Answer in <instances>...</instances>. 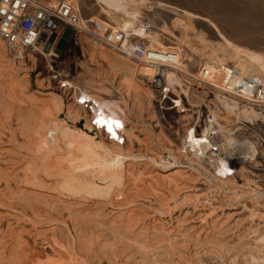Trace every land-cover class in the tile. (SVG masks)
Segmentation results:
<instances>
[{
  "label": "rangeland",
  "instance_id": "rangeland-1",
  "mask_svg": "<svg viewBox=\"0 0 264 264\" xmlns=\"http://www.w3.org/2000/svg\"><path fill=\"white\" fill-rule=\"evenodd\" d=\"M59 1L60 0H49V6L55 9ZM66 1L71 4V11L77 16L80 27L78 32L75 33L69 28L70 32L67 37L64 38L63 44L59 49L57 46L61 38H63V32L66 28L57 26V30H54L48 38L45 35L42 36L39 40V43L42 45L39 44L37 47H41L44 51H48L52 47L54 51L53 56L43 54L38 49H30L27 50L28 52L25 58L17 57V60H13L12 63L9 62L12 66L14 65L13 68H11L9 63L7 67H5L4 65L7 64L5 61L1 62L3 65L0 64V176L2 175L0 177V241L4 243H0V264H153V262L154 264H163L161 263L163 260L164 263L169 264H188L189 262V264H197V258H199V264H216L217 257L215 254L206 249H202L195 240L196 238L203 239L222 223L226 224L224 231L227 233H225L224 236L228 241L234 239L235 235L232 233V237L230 233L232 231L231 228H233L235 224L234 222H236L235 220L241 217L239 221L244 222L243 227L247 221L248 212L246 208L241 207V203L233 204L231 202H225L221 195L212 194L210 199L212 200L213 209H211V204L209 206V203L206 202L177 203L173 205V209L170 211L168 210V212L166 211L167 209L162 211L149 207L145 209L148 214L145 216L144 231H140V228H137L139 226L137 220L130 221L135 225L131 224L128 219H126L127 214L118 215L119 213L116 212L117 210H113L108 203L106 204V200L104 201L101 196L84 194L81 191L70 192L57 189L60 188L58 178H56L54 174L52 176L44 175L42 165L49 164V161L51 159L54 161V158H47L42 165L40 164L44 159H40V162L38 160L39 158H36L37 154L34 150L35 145H32L35 143V138L33 137L36 134L34 132L33 134L30 133V131L32 132L34 129H39V126L36 128L34 126L41 120L44 121V115L62 120L67 119L66 111L70 113L74 109L78 114L81 116L83 115L84 118L87 116V119L93 121L91 118L96 116V114L102 115V111L103 114L106 113L104 115L105 117L102 115L104 117L102 118L99 115V117H101L99 119H103V121L109 119L111 122L119 121V127H117L115 123L111 124L113 131L116 133L113 132V138H115V136L116 138L112 139V137H110L111 133L107 130L108 126H106V123H100V127L95 124V130L96 128L99 130H96V132H98L97 134L100 139L107 144H110V140H115L116 144L125 147L127 145L132 154L136 156L139 155V153L143 155L153 153V151L164 152L166 147L174 148L180 145L181 141L178 135L179 128L183 122H186V119L187 122L188 120L189 122L192 120L190 117L186 119L180 117L181 113L178 112V102H180L179 96L170 90H168L166 94L156 91V98H158V100L151 102L149 100L147 101V98L143 100L144 96L134 95L137 93H134L126 82L124 84L120 71L118 69L119 72L117 70L115 71L116 68L114 69V67L110 66L111 63L109 64V59L111 55H113V51H115L114 47L117 46V43L121 40L119 30L108 21L95 0ZM138 2L143 4V6L137 7L138 10L136 14H130L133 18H130V16L127 17L128 15L122 12H120V14L118 13V17L126 26L128 38L135 42L136 45L140 41H148V44L153 46L155 50L161 53L165 52L169 55L168 59L176 54L178 56V63L183 64L190 71L194 72L198 65L200 54L190 50L188 46L185 45H183L184 47L181 50V45L176 38V35L182 36L181 30L188 24L191 27H189L190 30L193 29V31L196 32L201 31L210 42L214 44L223 42L227 47L237 50L244 58L248 59L251 57L258 64L264 66V0H138ZM124 7L128 9L126 5ZM189 29L187 30V34H190L192 31ZM98 33H102L101 37H99ZM115 35H119V37L117 38ZM12 77H14V79H12ZM59 79L66 80L69 87L66 89L60 88L58 85ZM94 93H96V95L98 94L96 97L100 99L101 103L98 101V98L96 99ZM135 96L138 97V99H136ZM82 98L89 99L83 101L84 99L82 100ZM11 99H13V101ZM91 99H95L94 101L97 100L99 107H101V111L99 108L89 104V102L91 104L93 102ZM102 99L105 101H102ZM139 99H142V101ZM180 99L182 105L185 106L184 99L181 95ZM85 102H87V104ZM146 102H149V104H145ZM102 103H105L104 106L107 105L104 107L106 109L102 107ZM112 103H115L113 108H111ZM53 107L57 109V112L53 111ZM171 107L173 108L170 109ZM44 109L47 111V114L44 113ZM109 110L110 113H112L108 115ZM113 111H115V113ZM37 113L39 116H37ZM90 113L92 115H89ZM107 115L111 118H107ZM6 116L8 117L6 118ZM20 117L22 119H20ZM23 120H25V122ZM26 120L29 121L28 124ZM23 123L26 129L29 126V131L23 127ZM30 126L33 130L30 129ZM26 131L33 135V137L31 138V135L29 137ZM126 131L127 134H125ZM128 132L134 135L129 138ZM254 135L259 140L263 153L258 154V162L253 166L251 165L252 167H249L253 173H255V175H251L252 178L256 179L258 183L264 187V133L256 130ZM159 138L160 141L158 140ZM28 140L30 144H28ZM162 142H164L163 144L165 147L160 146ZM27 145L30 146V150L27 149L29 147H27ZM31 147H33V150ZM138 150L140 151L138 152ZM32 152L34 153L31 154ZM33 158L37 160L34 161ZM46 160L48 161L47 164ZM138 160L140 159L130 162H133L132 169L134 172H138L139 168H144V171L150 174H140L141 180L138 182L140 188L138 191L136 189L132 190L129 194L131 198L135 196V199L138 200V205L143 202L147 205L151 204V206H156L157 204L154 200L155 198L157 199L160 194L159 192L154 194L153 187L160 186V191H163L164 187L163 184L160 185L161 181H156L152 176H156V173L159 172L168 173L172 169L166 168V171H164L163 168H158L156 165L150 164V162L144 163L146 160H142V162L141 160L138 162ZM30 161L33 162L31 165H36L41 169L34 166L38 169V172L35 171L36 169L33 166L30 167ZM27 167H30L32 170L27 169ZM8 168L10 169L8 170ZM33 169L35 173L37 172L39 175L33 173V175H35L33 176ZM186 169L187 168H182V172L180 174L178 173V175L183 176L181 178L185 180V183L183 182L185 185L180 184L179 186H183L184 188L187 186L188 188L196 186L203 191V188L208 184L201 182L198 178L194 179L195 175ZM186 174L189 176H186ZM43 177H46V180L43 179L46 182L42 180ZM52 179L53 181L57 179V183L53 184L54 182H52ZM49 183L51 185L53 184L56 190L61 192L56 191L55 188L52 187L54 188L53 190L50 187L51 185H48ZM31 190L34 192H31ZM38 191L40 192L38 193ZM137 192L138 195L136 196ZM77 193L82 195L80 196ZM166 194H168V192H165L164 195L166 196ZM45 196L47 199H43ZM82 196H84V198ZM40 197L42 198L40 199ZM41 200H44V202ZM98 200L103 202L100 203ZM92 201H96V206ZM72 202H74V204ZM62 206H64V208ZM97 206H99L98 210L95 209ZM72 208L76 210H74V213ZM78 208L81 210L84 209L83 211L86 210L85 213ZM78 211H80V213ZM113 211H115V213ZM104 214L107 217H103L102 215ZM92 216L96 221L90 218ZM121 216L123 218H121ZM114 217H120V220ZM112 219L114 221L117 220L115 224L114 221L111 222ZM121 219H123L125 226L121 222ZM118 220L121 223L118 222ZM14 221L18 224H15ZM109 222L112 226H115L112 228ZM161 222H163V229L165 231L170 234H179L184 242L177 239L172 242L171 247V245L166 246L165 241H159L160 236L154 233V227L160 225ZM91 225H93V227ZM116 226H118V229L115 228ZM127 226H129V229ZM6 227H9L8 230ZM134 227L135 230L133 231ZM9 229H11V231H9ZM115 229L119 231H115ZM18 230L20 231L18 232ZM113 230L115 232H113ZM8 232H11V235ZM19 236H21V238ZM141 236L144 239V243L140 241ZM81 238L83 242L80 243ZM153 238L158 239L156 240ZM104 240L106 242L109 241L108 244H106ZM146 240L148 241L146 242ZM133 241H136V243ZM139 242L140 245L147 244L148 246H150L149 243H151V249H149L150 247L145 249H149L150 252L149 250L143 251L144 249L142 246H137ZM153 243L154 245H152ZM60 244H64L65 247L68 245L67 251L62 253ZM139 247L142 249H139ZM136 248L139 249H137L139 252L135 250ZM178 249H181L182 252L178 251ZM142 252H145V254L142 255ZM212 256L214 259H212ZM153 258L157 261H153ZM83 260H86V262ZM158 260L160 261L159 263Z\"/></svg>",
  "mask_w": 264,
  "mask_h": 264
},
{
  "label": "bare ground",
  "instance_id": "bare-ground-1",
  "mask_svg": "<svg viewBox=\"0 0 264 264\" xmlns=\"http://www.w3.org/2000/svg\"><path fill=\"white\" fill-rule=\"evenodd\" d=\"M95 2L100 7V9L102 10V13L104 14V16L119 30L121 40L119 41V43H117V46L114 47L115 51H113V55H111V57L109 59V61H110L109 64L111 63L112 65L110 64V66L114 67V69L116 68L115 71L117 69L120 71V74L122 75V81H124V84L126 82V84H128L130 86V88L134 91V93H137L134 95L144 96L143 100L145 98H147V101L149 100L150 102L154 101V100L157 101L158 100V98H156V91L157 90H154L149 82H150L153 74L159 72L162 76L161 77L162 81H161L160 88L158 89V91L166 94V92L168 90H170V91L178 94V96H179L178 98L180 100V102H178V112L181 113L180 117H183L185 119L190 117L192 120L190 122L188 120V122H187V119H186L185 120L186 122H183L179 128L178 135L180 138L179 140L181 141L180 145H178L174 148L166 147L164 149V152L153 151V153H150V154L141 155L139 153V155L136 156V155L132 154L131 150L127 147V145L125 147V146L116 144L115 140L114 141L110 140V144H107L104 141H102V139H100L99 135L97 134L98 132H96V130H98V129L96 128V130H95V127H96L95 124L98 127H100V125H99L100 123H96V121L101 117L104 118L105 117L104 115L106 113L103 114V112L101 111V107H99V104L97 103V100L94 101L95 99H93V100L91 99L93 102H92V104L89 102V104L94 106V107L99 108L101 111V114L104 117L100 114H98V115L96 114V116L91 118V120L93 119V121H90V119H87V116H86V118H84L83 115L81 116L74 109L70 113L68 111H66V118L67 119L58 120V119H54V118L50 117L49 115H48L49 118L46 115H44L45 117L41 116V117H44V121L41 120L44 123H42L40 121L39 122L40 124L37 123L36 126H34L35 125L34 124L33 126L35 128L39 126L38 127L39 129L38 130L34 129V131H32V132L30 131L31 134H33V132L36 134V135H34V137L29 132H27V131H29L28 130L29 126L27 125L28 128L26 129L25 128L26 126L24 125V123L22 125H24L23 127L27 130L26 132L28 133L29 137L31 135V138L32 137L35 138L34 139L35 143L32 145L33 146L35 145L34 150L36 151V154H37V155L35 154L36 158H39L38 159L39 161H40V159L41 160L44 159V160H42V162L40 161L41 163L40 162L39 163L42 165L44 163L45 159L54 158V161H53V159H51L52 161L49 159L51 161V162L49 161V164H47L48 161L46 160L47 165H42L44 175L45 176H48V175L52 176L54 174L56 176V178H58L60 188H57V189H60L63 191L64 190L70 191V192H80L81 191L84 194L101 196V198H103L104 201L106 200V202H105L106 204L108 203V205H110L113 210L114 209L117 210L116 212L119 213V214L117 213L118 215L127 214L126 219H128L129 222L137 220V223L139 226L138 227L136 226V227L140 228V231L141 230L144 231V223H145V219H146L145 216L148 214V213H146V211H147V210H145L146 208L148 209L149 207H151L152 209H158V210H162V211L164 209H167L166 211L168 212V210L169 211L172 210L173 205H175L177 203L206 202V203H209V206L211 204V209H213V207H212L213 204H212V200L210 199V197L212 194H219V195H221V197H223V201H225V202H231L233 204L234 203L235 204L241 203L242 204L241 207L246 208V210L248 212L247 218H246L247 221L243 227L244 222L239 221V219L241 217H239L238 220H235L236 222H234L235 224L233 225V228L230 227L232 230L230 233L231 234L230 236H232V233H233L235 235V238L231 239L230 241H228L227 238L224 236V234L227 233L226 231H224L226 224L222 223L219 225L218 228L213 230V232H211L210 234L205 236L203 239L196 238L195 242L198 243L200 245V247H202V249H206L208 251H211V253L215 254V256L217 257L216 264H264V187H262L256 179L252 178L251 175H255V173H253V171L249 167L251 165L252 166L255 165V163L258 162V160H257L258 154L263 153V150L260 146V142L255 137L254 134H255L256 130L264 133V96L258 100L257 98H255V97L251 96L250 94H247L246 92L239 90V89H232L231 91L224 90V82L227 79L226 75H229V71L232 69H237L238 73H239L236 77L231 78L233 80V83H235L236 81L237 82L241 81L240 79H237V77H239V78L250 77V78L257 79L259 82L264 84V66L258 64L251 57L248 59L244 58L237 50H234V49L227 47L225 45V43H223V42H219L217 44L210 42L208 39L205 38V36L203 35V33L201 31L196 32V31H193V29H191L192 30L191 31L189 29L190 25H188V24L181 30L182 36L176 35V38L178 39V42L181 45L180 46L181 50L184 47L183 45H185V46H188V48L190 50L200 54V59L198 60V65H197L196 70L194 72L190 71L183 64L178 63V56L176 54H174L169 59L162 60L161 63L155 62L153 60H149L146 58H137L132 54L134 48L137 45L135 42L131 41L130 38H128V31L126 30V26L120 20L118 15L120 14V12L127 14L128 15L127 17H129L130 14H132V13L136 14L137 10H138L137 7H139L141 5L143 6V4H140V2H138V0H95ZM68 4L71 5L70 3H68ZM123 5H126L128 7V9L123 7ZM71 7L72 6H70V11H71ZM54 10H56L58 12L57 6L55 7ZM130 18H133V17L130 16ZM56 25L64 28L60 23L59 24L55 23V27L57 28ZM188 29L191 31L190 34H187ZM55 30H57V29H55ZM98 34H99V37H101L102 33H98ZM38 43H39V41H38ZM39 44H41V43H39ZM30 49L31 48H23V47L11 48V46L7 45L4 42V40L0 38V64H2L1 63L2 61H5L7 64L4 66L7 67L8 63L9 62L12 63L13 60H17V57L25 58V56L28 52L27 50H30ZM37 49L43 54L52 55V56L54 55V51H53L52 47L48 51H44L41 47H37ZM8 55H9V57H8ZM11 63H9V65L11 66V68H13L14 65L12 66ZM156 63L160 64V67ZM8 68H9V66H8ZM15 68H16V65H15ZM2 72H3V70H2ZM12 79H14V77H12ZM4 82H6V81H4ZM4 88H6V87H4ZM18 91H19V88H18ZM2 92H4V91H2ZM9 92H10V90H9ZM16 92H17V90H16ZM130 92H132V91H130ZM82 94H84V93H82ZM179 94L183 97V99H184L183 101L185 102V106L182 105ZM97 95H96V93H94L95 97ZM89 96H91V95H89ZM91 98H93V97H91ZM97 98L98 97H96V99ZM87 99H89V98H87ZM87 99H84L83 101H85ZM136 99H138V97H136ZM11 100L13 101V99H11ZM103 100L104 99H102V101ZM139 100L142 101V99H139ZM17 101H19V100H17ZM98 101H100V99ZM87 102H85V103L87 104ZM100 103H101V101H100ZM27 104H29V103H27ZM104 104H103V106L101 105L103 108L107 106V105L104 106ZM145 104H149V102L148 103L146 102ZM114 105H115V103L114 104L112 103L111 108H113ZM21 106H23V105H21ZM36 106H38V105H36ZM82 108H84V107H82ZM90 108H91V106H90ZM153 108H154V106H153ZM172 108L173 107H171L170 109H172ZM52 109H53V111L57 112V109L55 107H53ZM104 109H106V108H104ZM8 110H10V109H8ZM166 110H164V111H166ZM46 112L47 111H45V109H44L45 114H47ZM113 112L115 113V111H113ZM84 113H85V111H84ZM109 113H110V110L108 112V115H109ZM34 115H36V114H34ZM41 115H42V113H41ZM89 115H92V114L90 113ZM99 115L101 117H99ZM108 115H107V118H111ZM37 116H39L38 113H37ZM114 116H115V114H114ZM7 117L8 116H6V118ZM20 119H22V118L20 117ZM26 119H28V118H26ZM45 119H47V120H45ZM100 120L103 121V119H100ZM106 120L109 121V119H106ZM106 120H104V121H106ZM111 120H114V119H111ZM1 121H3V120H1ZM23 121L25 122V120H23ZM28 122L29 121H27L26 123L28 124ZM106 126H109V125H107V123H106ZM30 129L33 130L31 128V126H30ZM123 132H125V131H123ZM11 134H13V133H11ZM125 134H127V131ZM132 135H134V134H132L131 132H128L129 138H131ZM158 136H160V135H158ZM190 136H191V138H190ZM24 137H26V136H24ZM110 137H112V139L116 138V136H115V138H113L114 135H112V133H111ZM27 138H28V136H27ZM158 140L160 141V138ZM161 141H162V137H161ZM197 141H199V142H197ZM27 142H28V144H30L29 140ZM118 143H120V142H118ZM163 143L164 142H162V144L160 146L165 147V145ZM24 146H25V144H24ZM28 146L29 145H27V147ZM148 146H149V144H148ZM32 148L33 147H31V149ZM160 148H162V147H160ZM27 149L30 150V146ZM150 150H151V148H150ZM154 150H156V149H154ZM139 151L140 150H138V152ZM5 152H7V151H5ZM33 153L34 152H32L31 154H33ZM29 155H30V153H29ZM34 158H33V160H34ZM0 159H1V157H0ZM13 159H14V157H13ZM23 159H25V158H23ZM136 159H140L141 162H142V160L143 161L146 160L144 163L150 162V164L156 165L158 168H163L164 171H166V168L172 169L168 173L159 172V173H156L157 174L156 176L151 175L153 178H155L156 181H158V180L161 181L160 185L163 184V187H164L163 191H160V189H159L160 186L153 187L154 194H156L157 192H159V194H160L158 196V198L157 199L155 198V200H154V202L157 204L156 206H151V204L147 205L143 202H141V204L138 205L139 203H138V200L135 199V196H134V198L133 197L131 198V196L129 194V193H131L132 190L136 189L138 191V189L140 188V185L138 183L139 180H141V177L139 176L140 174H150V173L144 171V168H139L138 172H136V173L134 172V170L132 169L133 162L132 163H130V162L132 160H136ZM36 160L37 159H35L34 161H36ZM140 160H138V162H140ZM221 162H223V164ZM31 163H33V162L30 161L29 165H31ZM34 164H35V162H34ZM23 166H24V164H23ZM32 166L34 167L36 165H31L30 167H32ZM30 167H27V169L32 170ZM36 167H38V166H36ZM36 167H34V168L36 169ZM24 168H25V166H24ZM51 168H52V170H51ZM182 168L183 169L187 168L186 170L192 172V174L195 175L194 179L198 178V180H200L201 182L208 184L204 188L202 187L204 189L203 191H201L202 189H198L196 186H194L192 188L189 187L190 189L188 188V186L185 187L186 189L183 186H179L180 184H183V182L185 181L184 178H181L183 176L178 175V173L180 174L182 172ZM9 169L10 168H8V170ZM39 169H41V168H39ZM2 171H3V169H2ZM35 171L38 172V169H36ZM35 171L33 169L32 175H33V173H35ZM13 172H14V170H13ZM39 172H40V170H39ZM10 173H8V174H10ZM32 175H30V176H32ZM187 175L188 174H186V176ZM33 176H35V175H33ZM43 179L46 180V177L45 178L43 177L42 180ZM191 179H193V178H191ZM2 180H4V179H2ZM5 180H6V178H5ZM22 180H23V178H22ZM56 180L54 179V181H53V179H52V182H54L53 184L57 183ZM34 181H35V179H34ZM50 181H51V179H50ZM5 182H7V181H5ZM12 182H13V180H12ZM44 182H46V181H44ZM186 183H188V182H186ZM53 184L51 185L49 183L48 185H51L50 187L52 188V187H54ZM32 185H33V183H32ZM183 185H185V184H183ZM46 188H47V186H46ZM54 188H52V189L54 190ZM55 190H56V188H55ZM136 190H135V192H136ZM24 191H25V189H24ZM56 191H59V190H56ZM31 192H34V191L31 190ZM39 192L40 191H38V193ZM59 192H61V191H59ZM165 192H168L169 196H168V194H166V196H168V197H166L164 195ZM43 193H45V192H43ZM24 195H25V193H24ZM78 195L81 196L82 194H78ZM137 195H138V192H137L136 196ZM37 196H38V194H37ZM84 196H86V195H84ZM84 196H82V197L84 198ZM53 197H54V195H53ZM41 198L42 197H40V199ZM44 198H46V196L43 197V199ZM85 198H87V197H85ZM28 200H27V202H28ZM60 200H62V199H60ZM90 200H92V199H90ZM41 201L44 202V200H41ZM98 201H97V203H98ZM39 202H40V200H39ZM43 202H42V204H43ZM99 202L102 203L103 201H99ZM72 203L74 204V202H72ZM92 203L95 205L96 201L95 202L92 201ZM57 204H59V203H57ZM60 204H61V202H60ZM64 206H62V207L64 208ZM86 206H85V209H86ZM102 207H103V205H102ZM58 208H60V207H58ZM72 209H73V213H74L76 210L74 208H72ZM95 209L98 210L99 206H97ZM108 209H110V208H108ZM79 210H81V209H79ZM83 210H81V211L83 213H85L86 210L85 211H83ZM102 210H104V209H102ZM67 211H69V210H67ZM78 212L80 213V211H78ZM91 212H92V210H91ZM113 212L115 213V211H113ZM88 213H89V211H88ZM88 213H87V215H88ZM105 214L102 216L103 217L106 216ZM107 214H108V212H107ZM17 218H19V217H17ZM17 218H16V220H17ZM84 218H85V216H84ZM90 218H92V220H95V219H93V216ZM114 218L119 219L120 217L119 218L114 217ZM121 218H123V217L121 216ZM124 219H125V217H124ZM87 220H89V219H87ZM119 220H118V222H120ZM81 221H82V219H81ZM113 221L114 220L112 219L111 222H113ZM116 221H114V224ZM244 221H245V219H244ZM101 222H103V221H101ZM121 222L123 223V219H121ZM14 223L18 224L15 221H14ZM130 223L134 224L133 222H130ZM102 224H104V223H102ZM109 224H111V223L109 222ZM93 225H91V226L93 227ZM123 225H124V223H123ZM128 225H129V223H128ZM13 226H15V225H13ZM111 226H112V224H111ZM111 226H110V228H111ZM114 226L115 225H113L112 228ZM95 227H96V225H95ZM117 227L118 226H116L115 228L118 229ZM121 227H122V225H121ZM127 227L129 229V226H127ZM6 228L8 230L9 227H6ZM11 229H12V227H11ZM11 229H9V231H11ZM116 229H115V231H119ZM154 229H155L154 233L158 234L160 236L159 241H161V242L165 241L166 246L171 245V247H172V242L176 241L177 239H179L181 242H184V240L179 236V234H170L167 231H165L163 229V222H161L160 225L154 227ZM13 230H14V228H13ZM134 230H135V227H134L133 231ZM19 231L20 230H18V232ZM115 231L113 230V232H115ZM128 232H130V231H128ZM8 233H10V235H11V232H8ZM6 234H7V232H6ZM123 234H125V233H123ZM88 235H90V234H88ZM226 235H228V234H226ZM13 237H14V235H13ZM19 237L21 238V236H19ZM82 237H83V235H82ZM88 238L90 239L89 236H88ZM140 238H141L140 241L143 242L144 239L142 238V236ZM4 239H3V242H4ZM153 239L157 240L158 238H153ZM79 240H80V238H79ZM90 240H89V242H90ZM148 240H146V242ZM111 241H110V243H111ZM16 242H18V241H16ZM81 242H83L82 238H81L80 243ZM104 242H106V241L104 240ZM108 242H106V244H108ZM0 243H2V242L0 241ZM134 243H136V241ZM2 244H4V243H2ZM102 244H104V243H102ZM138 244H137V246H140V247L142 246V248L144 249L143 251H148L152 247L151 243H149V245L151 247L148 246L147 244L140 245V242ZM15 245H17V244H15ZM152 245H154V243ZM10 246H9V248H10ZM66 246L68 247V245H66ZM84 246H85V244H84ZM173 246H177V245H173ZM67 247H65L64 244H60L61 252L64 253L65 251H67ZM140 247H139V249H142ZM147 247H150V248L145 250ZM137 249L138 248H136L135 250L138 251L139 249L138 250ZM178 251L182 252L181 249L180 250L178 249ZM149 252H150V250H149ZM149 252H146V253H149ZM155 252H156V250H155ZM206 253H207V251H206ZM144 254H145V252L144 253L142 252V255H144ZM153 257H154V255H153ZM155 258H153V261H157V260H154ZM142 259H144V258H142ZM212 259H214V257ZM159 260H158V263L160 262ZM83 261L86 262V260H83ZM163 261L161 263L169 264V263H164ZM198 261H199V258H197V264H199V262H200V261L199 262ZM184 262H186V261H184ZM153 264H154V262H153ZM184 264H186V263H184Z\"/></svg>",
  "mask_w": 264,
  "mask_h": 264
},
{
  "label": "built area",
  "instance_id": "built-area-1",
  "mask_svg": "<svg viewBox=\"0 0 264 264\" xmlns=\"http://www.w3.org/2000/svg\"><path fill=\"white\" fill-rule=\"evenodd\" d=\"M57 9L58 12L49 6V0H0V38L11 48L23 47L36 50L39 39L43 35L48 38L56 29L55 23H60L64 28H70L74 33L78 32L79 20L70 11L67 1L60 0ZM115 37L118 38L119 35ZM132 54L137 58H146L160 63L169 57L165 52L155 50L148 41L138 42ZM156 64L160 67V64ZM238 74L237 69L229 71L224 82V90L239 89L258 100L264 96V84L255 78L237 77L241 81L233 83L231 78ZM161 77L159 72L153 74L149 83L154 90L158 91L160 88ZM58 85L62 89L69 87L66 80L59 79Z\"/></svg>",
  "mask_w": 264,
  "mask_h": 264
},
{
  "label": "snow or ice",
  "instance_id": "snow-or-ice-1",
  "mask_svg": "<svg viewBox=\"0 0 264 264\" xmlns=\"http://www.w3.org/2000/svg\"><path fill=\"white\" fill-rule=\"evenodd\" d=\"M83 99V98H82ZM96 123H108V131L110 132V133H113V129H112V127H111V124L112 123H115L116 124V126L117 127H119V121H114V122H111V121H102V120H100V119H98L97 121H96ZM113 135H114V133H113ZM190 138H191V136H190ZM197 142H199V141H197ZM222 164H223V162H221Z\"/></svg>",
  "mask_w": 264,
  "mask_h": 264
},
{
  "label": "water",
  "instance_id": "water-1",
  "mask_svg": "<svg viewBox=\"0 0 264 264\" xmlns=\"http://www.w3.org/2000/svg\"><path fill=\"white\" fill-rule=\"evenodd\" d=\"M69 32H70V29H69V28H66V29L64 30V32H63V38H61V40H60V42H59V44H58V46H57L58 49L61 48V46H62V44H63V41H64V38L67 37V35L69 34Z\"/></svg>",
  "mask_w": 264,
  "mask_h": 264
},
{
  "label": "crops",
  "instance_id": "crops-1",
  "mask_svg": "<svg viewBox=\"0 0 264 264\" xmlns=\"http://www.w3.org/2000/svg\"><path fill=\"white\" fill-rule=\"evenodd\" d=\"M125 5H123V7H124ZM109 21V20H108Z\"/></svg>",
  "mask_w": 264,
  "mask_h": 264
}]
</instances>
